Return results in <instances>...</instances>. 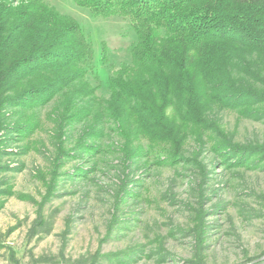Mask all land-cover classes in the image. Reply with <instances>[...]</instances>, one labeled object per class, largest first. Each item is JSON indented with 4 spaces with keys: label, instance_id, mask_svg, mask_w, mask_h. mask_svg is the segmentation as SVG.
Returning a JSON list of instances; mask_svg holds the SVG:
<instances>
[{
    "label": "rangeland",
    "instance_id": "374dc122",
    "mask_svg": "<svg viewBox=\"0 0 264 264\" xmlns=\"http://www.w3.org/2000/svg\"><path fill=\"white\" fill-rule=\"evenodd\" d=\"M44 1L93 43L96 93L75 78L45 93L40 57L0 90V264H264V103L213 108L204 129L141 148L97 111L130 60V20Z\"/></svg>",
    "mask_w": 264,
    "mask_h": 264
},
{
    "label": "trees",
    "instance_id": "16d2710c",
    "mask_svg": "<svg viewBox=\"0 0 264 264\" xmlns=\"http://www.w3.org/2000/svg\"><path fill=\"white\" fill-rule=\"evenodd\" d=\"M74 2L93 17L130 20V60L97 111L121 136L146 141L139 147L160 151L204 129L213 108L264 103V0ZM39 57L54 68L45 93H62L71 78L79 93H96L93 43L76 19L44 0H0V90L32 77Z\"/></svg>",
    "mask_w": 264,
    "mask_h": 264
}]
</instances>
